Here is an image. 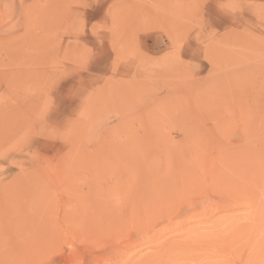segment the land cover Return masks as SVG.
I'll return each instance as SVG.
<instances>
[{
    "label": "rangeland",
    "instance_id": "1",
    "mask_svg": "<svg viewBox=\"0 0 264 264\" xmlns=\"http://www.w3.org/2000/svg\"><path fill=\"white\" fill-rule=\"evenodd\" d=\"M0 264H264V0H0Z\"/></svg>",
    "mask_w": 264,
    "mask_h": 264
},
{
    "label": "bare ground",
    "instance_id": "2",
    "mask_svg": "<svg viewBox=\"0 0 264 264\" xmlns=\"http://www.w3.org/2000/svg\"><path fill=\"white\" fill-rule=\"evenodd\" d=\"M13 55V54H12ZM213 72V71H212ZM186 90V89H185ZM257 120V119H256ZM257 130V129H256ZM260 132H262V131H260ZM256 135V134H255ZM201 136H203V135H201ZM28 137V136H27ZM147 137H148V135H147ZM193 137V136H192ZM170 138V137H169ZM142 139V138H141ZM151 139V138H150ZM110 140V139H109ZM113 140V139H112ZM187 140V139H186ZM115 141V140H114ZM107 142V141H106ZM162 142V141H161ZM105 143V142H104ZM228 144V143H227ZM219 145H220V143H219ZM252 145V144H251ZM260 145V144H259ZM136 146V145H135ZM190 146V145H189ZM253 146V145H252ZM147 147V146H146ZM78 148V147H77ZM108 148V147H107ZM179 149V148H178ZM195 149V148H194ZM200 150V149H199ZM78 151V150H77ZM117 151V150H116ZM233 151V150H232ZM125 152V151H124ZM145 152V151H144ZM209 152V151H208ZM238 152V151H237ZM218 153V152H217ZM239 154V153H238ZM252 154V153H251ZM78 155V154H77ZM190 155V154H189ZM225 155V154H224ZM144 156V155H143ZM181 156V155H180ZM181 157H183V156H181ZM245 157V156H244ZM251 157V156H250ZM84 158V157H83ZM105 158V157H104ZM252 158V157H251ZM99 160V159H98ZM211 160V159H210ZM208 161V160H207ZM263 161V160H262ZM98 163V162H97ZM96 163V164H97ZM235 163V162H234ZM237 163V162H236ZM118 164V163H117ZM176 164H178L177 162H176ZM188 165V164H187ZM195 165V164H194ZM176 166V165H175ZM232 166V165H231ZM196 167V166H195ZM263 167V166H262ZM90 168V167H89ZM197 169V168H196ZM235 169V168H234ZM247 169V168H246ZM193 170V169H192ZM198 170V169H197ZM186 171V170H185ZM190 171V170H189ZM194 171V170H193ZM242 171V170H241ZM249 171V170H248ZM188 174V173H187ZM27 177H28V175H27ZM208 177V176H207ZM100 178V177H99ZM184 178V177H183ZM182 178V179H183ZM188 179H190L191 180V178H188ZM90 180V179H89ZM216 180V179H215ZM27 181V180H26ZM32 181V180H31ZM23 182V181H22ZM247 183V182H246ZM21 184V183H20ZM22 185V184H21ZM27 185V184H26ZM237 185H238V183H237ZM33 186V185H32ZM182 186V185H181ZM248 187V186H247ZM25 188V187H24ZM95 188V187H94ZM27 189V188H26ZM235 189V188H234ZM29 190V189H28ZM99 190V189H98ZM12 193V192H11ZM10 193V194H11ZM17 193V192H16ZM5 195V194H4ZM32 195V194H31ZM14 196V195H13ZM113 196V195H112ZM21 197V196H20ZM26 197V196H25ZM27 198V197H26ZM29 198V197H28ZM27 198V199H28ZM30 199V198H29ZM23 200V199H22ZM242 200V199H241ZM117 207V206H116ZM256 224V223H255ZM232 229V228H231Z\"/></svg>",
    "mask_w": 264,
    "mask_h": 264
}]
</instances>
